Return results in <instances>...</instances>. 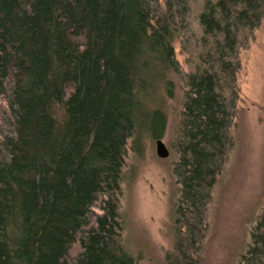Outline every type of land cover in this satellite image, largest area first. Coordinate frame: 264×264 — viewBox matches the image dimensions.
Masks as SVG:
<instances>
[{"label":"trees","instance_id":"obj_1","mask_svg":"<svg viewBox=\"0 0 264 264\" xmlns=\"http://www.w3.org/2000/svg\"><path fill=\"white\" fill-rule=\"evenodd\" d=\"M263 21L264 0H0V264H138L119 213L127 146L162 138L150 103L171 77L183 98L164 264H201ZM239 264H264V206Z\"/></svg>","mask_w":264,"mask_h":264},{"label":"rangeland","instance_id":"obj_2","mask_svg":"<svg viewBox=\"0 0 264 264\" xmlns=\"http://www.w3.org/2000/svg\"><path fill=\"white\" fill-rule=\"evenodd\" d=\"M174 47L178 61L186 68L179 41ZM171 78L175 83L172 96L163 88L150 103L166 113L161 139L170 156L159 158L158 139L145 133L127 146L119 213L124 245L138 264H164L173 246L172 217L179 192L173 175L177 159L174 145L183 92L180 80ZM239 90L231 132L234 144L212 192L201 264H239L264 206V21L242 53Z\"/></svg>","mask_w":264,"mask_h":264},{"label":"water","instance_id":"obj_3","mask_svg":"<svg viewBox=\"0 0 264 264\" xmlns=\"http://www.w3.org/2000/svg\"><path fill=\"white\" fill-rule=\"evenodd\" d=\"M156 152L157 156L161 159H166L170 156V151L162 139L156 141Z\"/></svg>","mask_w":264,"mask_h":264}]
</instances>
